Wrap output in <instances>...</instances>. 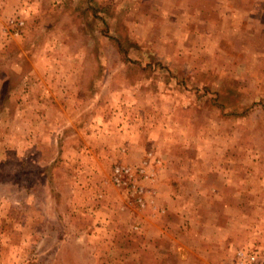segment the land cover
<instances>
[{
	"label": "rangeland",
	"instance_id": "obj_1",
	"mask_svg": "<svg viewBox=\"0 0 264 264\" xmlns=\"http://www.w3.org/2000/svg\"><path fill=\"white\" fill-rule=\"evenodd\" d=\"M239 250L264 264V0H0V264Z\"/></svg>",
	"mask_w": 264,
	"mask_h": 264
},
{
	"label": "built area",
	"instance_id": "obj_2",
	"mask_svg": "<svg viewBox=\"0 0 264 264\" xmlns=\"http://www.w3.org/2000/svg\"><path fill=\"white\" fill-rule=\"evenodd\" d=\"M23 24L22 21H18V28H21V25ZM18 30L14 29V34H17ZM125 172H127V169H123ZM117 172H120L119 169L116 170ZM118 180V179H117ZM237 259H238V264H247L248 262L254 263L255 262V256L252 253H249L244 250H239L237 251Z\"/></svg>",
	"mask_w": 264,
	"mask_h": 264
},
{
	"label": "trees",
	"instance_id": "obj_3",
	"mask_svg": "<svg viewBox=\"0 0 264 264\" xmlns=\"http://www.w3.org/2000/svg\"><path fill=\"white\" fill-rule=\"evenodd\" d=\"M92 1H94V0H92ZM4 92V91H3ZM6 93V92H5ZM6 94H4L3 96H5Z\"/></svg>",
	"mask_w": 264,
	"mask_h": 264
}]
</instances>
